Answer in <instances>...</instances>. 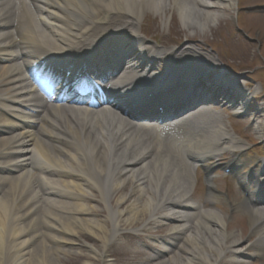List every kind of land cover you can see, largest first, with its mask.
Returning a JSON list of instances; mask_svg holds the SVG:
<instances>
[{
	"label": "bare ground",
	"instance_id": "obj_1",
	"mask_svg": "<svg viewBox=\"0 0 264 264\" xmlns=\"http://www.w3.org/2000/svg\"><path fill=\"white\" fill-rule=\"evenodd\" d=\"M172 1L0 0V264H58L52 251L71 246L81 232L102 240L100 250L90 248L102 260L122 223L137 224L145 213L155 225L159 221L173 223L167 241L177 251L168 261L157 264H244L248 254L240 247V240L227 232L222 215L214 210L202 211L193 202L191 193L196 183L190 158L205 160L225 150L242 151L245 143L226 131L220 115L200 114L184 125L189 118L186 116L179 122L157 126L153 136L135 128L127 118L134 114L128 108L129 100L123 101V93L128 96L137 79L149 76L157 80L150 65L166 61L149 42L140 39L137 29L141 15L145 11L163 15L175 9L184 26L205 29L219 20L217 11L237 7V0ZM115 28L119 38L105 42L104 49L125 51L124 47H128L130 54L116 55L117 63L129 59V64L142 61L144 66H133L116 75L119 82L108 90L107 108L66 113L51 107L43 118L46 124H39L46 104L32 95L33 88L26 77L28 67L61 52L86 49L107 31L109 37ZM177 54L184 56L181 51ZM220 77L228 83H238L234 78L226 79L224 72ZM181 78L176 76L177 81ZM241 88L235 90L239 92ZM38 109L40 114L30 115ZM176 123L183 126L171 130ZM255 130L258 132L259 127ZM174 132L186 133L187 139L175 138ZM42 134L46 138H41ZM224 137L226 145L218 148L217 141ZM160 142L163 144L157 148ZM263 173L264 170L256 182L260 187L264 185ZM253 177H258L256 171ZM240 181L245 184L247 180L240 176ZM128 184L141 186L140 196L121 211L128 194L117 201L116 207L109 202ZM96 190L105 203L107 219L82 220L81 216H90L94 210L83 199ZM259 190L231 206L248 216L255 237L249 245L252 256L264 258V198L259 196ZM143 199L147 200L144 205ZM218 200L210 183L208 202ZM42 226L54 232L51 246L41 238Z\"/></svg>",
	"mask_w": 264,
	"mask_h": 264
},
{
	"label": "rangeland",
	"instance_id": "obj_2",
	"mask_svg": "<svg viewBox=\"0 0 264 264\" xmlns=\"http://www.w3.org/2000/svg\"><path fill=\"white\" fill-rule=\"evenodd\" d=\"M172 1V0H170ZM263 2L264 0H244L241 5H249L250 3ZM222 15L219 16V20L214 24H210L205 29H192L185 28L181 23L178 12L174 9H170L164 12L163 15L156 14L154 11L144 12L142 15L143 29L153 36L159 43H176L179 44L183 40L197 39L199 44L203 43V54H209L216 62V72H221L223 66H225L228 72L233 71L243 78L246 83L255 85L254 81H262L264 84V73L260 72L264 70V9L257 11L261 15L248 14V12H242L241 17L243 21H240V26L237 28V16L236 12H229L228 10L221 11ZM249 23V24H248ZM247 35L248 39L244 36L243 31ZM261 40L260 51H258V41ZM207 44V45H206ZM201 48V47H200ZM260 56H259V55ZM255 61V62H253ZM254 68H260L256 69ZM256 72V73H255ZM253 76V81L251 79ZM258 79V80H257ZM259 83V82H258ZM264 103V102H263ZM255 113L259 114L258 109L261 108L262 113L259 117V123L263 122L264 118V104L255 103ZM224 112L223 114H226ZM257 119V121H258ZM228 124V121L226 119ZM248 121L239 123L238 127L235 126L234 119L231 120L235 131L242 133L243 125ZM260 125V124H259ZM228 126V125H227ZM261 129V128H260ZM247 140L253 142L257 140L258 144L264 139V129L260 131V134L255 129L246 131L245 134ZM260 147V145H259ZM260 149V148H258ZM260 152V155L264 153V150ZM231 155L227 157L226 162L230 161ZM195 186L193 189L192 200L203 206L204 209H212L218 212L225 220L227 232L234 234L237 240H240L241 247L245 250L247 244L253 240L251 236V230L248 224L246 215L230 209V203H238L244 198V195L237 185V181L234 178L224 179L223 176H215L213 183L223 193H227V200L224 197L219 198L218 202L210 205L205 199V180L201 174L198 173L195 177ZM141 188L138 184H128L121 187L111 198L109 202L111 206L116 207L117 201L123 196L128 194V199L120 207L121 211H126L129 204L138 199L140 193L138 190ZM92 195L83 199L89 207L93 208L90 216H81L82 220H96L103 222L107 219L108 211L105 203L101 200L98 191L91 192ZM145 199L142 200L144 205ZM75 203V202H74ZM65 214V213H62ZM66 215V214H65ZM64 215V217H65ZM92 216V217H91ZM96 220V221H98ZM98 221V222H99ZM173 223L159 221L157 225L149 219V214L145 213L141 216V219L137 224L129 225L123 224L120 233L115 237V240L110 243L106 250V262L108 264H157L161 261H168L175 255L177 251L174 247H170L163 241L168 237ZM108 228H111V223H108ZM41 238L46 245H52V236L54 235L52 230L46 229L42 226ZM185 239V238H184ZM184 239L179 242V245H183ZM181 240V239H180ZM231 239L230 241H233ZM71 246L58 247L56 252L53 253V257L57 260L58 264H102L100 257H97L95 253L91 251V246L97 250L103 247L102 240L96 236H91L81 232L79 237L73 238ZM170 248L172 252L160 253L159 250ZM247 250V249H246ZM51 253V254H52ZM158 256L162 258L155 261H147ZM249 256H252L253 251H246ZM228 264V262H226ZM244 264H264L262 258H246Z\"/></svg>",
	"mask_w": 264,
	"mask_h": 264
}]
</instances>
